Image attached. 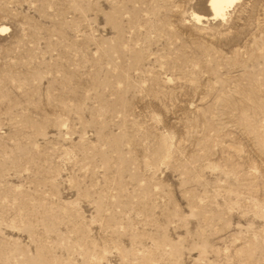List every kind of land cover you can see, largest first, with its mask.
<instances>
[{"label":"rangeland","instance_id":"obj_1","mask_svg":"<svg viewBox=\"0 0 264 264\" xmlns=\"http://www.w3.org/2000/svg\"><path fill=\"white\" fill-rule=\"evenodd\" d=\"M0 264H264V0H0Z\"/></svg>","mask_w":264,"mask_h":264},{"label":"bare ground","instance_id":"obj_2","mask_svg":"<svg viewBox=\"0 0 264 264\" xmlns=\"http://www.w3.org/2000/svg\"><path fill=\"white\" fill-rule=\"evenodd\" d=\"M235 0H208V5L213 11L214 16L222 17L228 5Z\"/></svg>","mask_w":264,"mask_h":264}]
</instances>
